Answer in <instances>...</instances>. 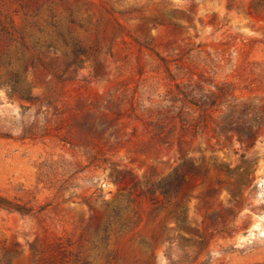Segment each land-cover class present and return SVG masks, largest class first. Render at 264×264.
I'll list each match as a JSON object with an SVG mask.
<instances>
[{"label":"rangeland","instance_id":"rangeland-1","mask_svg":"<svg viewBox=\"0 0 264 264\" xmlns=\"http://www.w3.org/2000/svg\"><path fill=\"white\" fill-rule=\"evenodd\" d=\"M0 196V264H264V0H0Z\"/></svg>","mask_w":264,"mask_h":264},{"label":"trees","instance_id":"trees-1","mask_svg":"<svg viewBox=\"0 0 264 264\" xmlns=\"http://www.w3.org/2000/svg\"><path fill=\"white\" fill-rule=\"evenodd\" d=\"M32 66H34V60L32 62ZM18 78H19V74L15 73V74H11L7 79L9 82L16 83L18 81ZM248 115H251L257 118L260 121L262 119V115L257 114L254 110H252ZM239 142L244 143L243 138L239 139ZM174 178L178 181V177L176 175ZM171 186H172V181L169 180V181H165L164 183L160 184L158 186V189L164 196H167L171 191ZM1 210L7 211V212H14L19 215H28L30 213V209L26 208L24 205L16 203V202H12L2 196H0V211Z\"/></svg>","mask_w":264,"mask_h":264}]
</instances>
